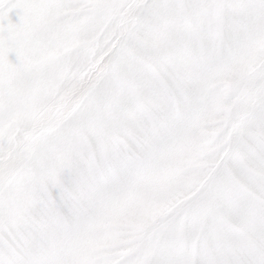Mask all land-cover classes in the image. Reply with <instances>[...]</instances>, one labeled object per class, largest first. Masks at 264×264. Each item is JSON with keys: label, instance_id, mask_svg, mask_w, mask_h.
Masks as SVG:
<instances>
[{"label": "snow or ice", "instance_id": "6c2138e0", "mask_svg": "<svg viewBox=\"0 0 264 264\" xmlns=\"http://www.w3.org/2000/svg\"><path fill=\"white\" fill-rule=\"evenodd\" d=\"M0 264H264V0H0Z\"/></svg>", "mask_w": 264, "mask_h": 264}]
</instances>
